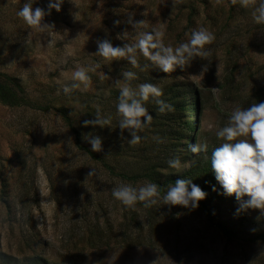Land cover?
I'll return each instance as SVG.
<instances>
[{
  "label": "rangeland",
  "instance_id": "obj_1",
  "mask_svg": "<svg viewBox=\"0 0 264 264\" xmlns=\"http://www.w3.org/2000/svg\"><path fill=\"white\" fill-rule=\"evenodd\" d=\"M229 1L65 0L59 12L52 9L44 18L54 25L52 31L40 33L17 15L25 0H0V72L15 77L31 99L10 105L0 98V264H24L34 253L57 261L73 255L84 264H264V242H229L198 209L164 205L162 200L161 225L152 242L123 244L125 208L112 196L122 182L107 180L100 171L88 175L91 163L74 149L72 132L57 108H65L80 124L83 97L77 93H87L85 100L105 99L117 80L125 83L124 71L137 73L138 79L153 68L142 54L139 67L126 59L106 60L97 54L98 41L123 47L142 31L161 29L164 42L176 47L203 27L216 36L206 46L210 55L195 58L183 70L194 81L202 104L199 130L194 131L197 142L208 143L209 150L219 146L223 141L216 133L227 125L232 110L258 102L255 92L264 85V25L253 19L254 3L245 8L236 0L231 11ZM32 3L47 11L48 0ZM190 5L196 15L189 30ZM129 19L145 20L148 26L135 29ZM77 66L95 71L89 72L87 87L65 95L62 85L72 82ZM3 181L16 211L13 220L2 198ZM139 212L144 220L145 213ZM245 213L251 231L264 230L261 210ZM96 227L106 242L99 248L86 236Z\"/></svg>",
  "mask_w": 264,
  "mask_h": 264
},
{
  "label": "trees",
  "instance_id": "obj_2",
  "mask_svg": "<svg viewBox=\"0 0 264 264\" xmlns=\"http://www.w3.org/2000/svg\"><path fill=\"white\" fill-rule=\"evenodd\" d=\"M231 11L235 8L236 0H230ZM188 29L192 28L196 15V7L190 5ZM231 16V14H230ZM182 37V35H180ZM183 42L182 39L180 41ZM133 82L136 87L141 83H152L162 89L165 99L174 108L166 114L157 112L158 106L151 100L146 103L150 113L153 115V122L139 134L144 136L141 143L130 145L131 134L129 130H122L119 127L121 119L117 112L119 88L111 87L108 97L96 101V97L91 96L85 100L87 93H77L80 103L83 104V115L80 124L63 107H57L62 120L72 132L74 149L87 156L91 163L89 170L93 168L106 174L107 180L115 178L121 182L137 185L138 183L154 182L161 186V193H165L169 185L174 184L178 179H191L193 183L200 186L208 193L205 200L200 202L198 210L204 216L209 226L229 242H236L240 245L250 246L258 242H264V230H250L245 223V211L237 212L239 203L235 196L223 195V189L215 179L211 169V151L207 154L192 153L189 149L191 144L197 142L194 131L199 130V120L202 113V104L195 90V83L184 70L177 69L171 73L160 72L158 68L151 67ZM24 87L13 76L6 72H0V98L10 105L29 103L30 97L24 94ZM258 102L264 101V85L255 92ZM40 108H48L46 105H37ZM43 106V107H42ZM99 109L102 114L112 118V125L84 126L85 120L96 118V111ZM91 134L100 136L103 139L104 150L94 152L91 145L83 137ZM162 141V142H160ZM179 155L182 162L190 161L187 169L177 172L168 166V159ZM213 185L217 191H213ZM6 181L2 183V198L10 215V220L16 216V211L12 210L6 195ZM161 203L146 208L143 203H138L135 209L124 206L125 221L122 226L123 238L121 242L127 246L152 242L154 236L159 233L160 214L163 210ZM139 210L145 213L142 220ZM172 217V214H168ZM142 230L146 235L141 234ZM89 243L94 248L105 245L104 233L98 227L94 228L86 235ZM149 238V241L148 238ZM29 240V239H27ZM2 252L0 251V254ZM6 260L8 255H4ZM3 262V259H2ZM24 264H84L75 256L70 255L67 260L57 261L45 257L39 253H34L26 259Z\"/></svg>",
  "mask_w": 264,
  "mask_h": 264
},
{
  "label": "clouds",
  "instance_id": "obj_3",
  "mask_svg": "<svg viewBox=\"0 0 264 264\" xmlns=\"http://www.w3.org/2000/svg\"><path fill=\"white\" fill-rule=\"evenodd\" d=\"M177 0H173L176 4ZM255 4L253 19L256 24L264 25V0H241L243 7ZM65 0H48L47 11L41 7H33L32 0H25L23 7L17 12L18 17L37 32H51L53 24L45 22V17L51 14V10H61ZM119 24L120 21H116ZM129 24L135 29L146 28L147 21H134L129 19ZM127 33H125V36ZM165 32L161 29L142 31L138 39L123 47L114 46L109 40L97 42V54L106 60L126 59L133 67H139L138 54H142L151 65L158 68L160 72L171 73L178 68L183 70L186 65H191L197 58H206L210 52L207 45L216 40L215 33L207 28H199L191 33L190 39L173 47L164 42ZM99 65H97L98 67ZM147 67V65H145ZM206 69V68H205ZM90 71L94 67L77 66L71 74V83L62 85L65 95H70L73 90L80 89L83 85L87 87L91 81ZM125 83L117 80L119 98L116 109L121 119L119 127L129 130L130 145L141 143L144 136L140 135L153 122V115L150 113L146 103L151 100L158 106L159 114H166L173 110L174 106L162 99L164 93L161 88L152 83H141L136 87L132 81L137 79V73L124 71L122 73ZM96 118L85 120L84 126H110L112 118L102 114L97 109ZM223 142L211 151V169L215 179L223 189L222 194L235 196L239 203L237 212L249 209H259L264 214V101L253 102L248 107L237 105L229 116L226 126L216 133ZM91 145L94 152H102L103 139L100 136L91 134L83 137ZM162 142V141H160ZM192 153L207 154L209 144L196 142L189 146ZM168 166L177 172L188 165L183 163L180 156L176 155L167 161ZM95 168L89 172V176L96 175ZM213 191H217L213 185ZM112 196L124 206L135 209L138 203H143L146 208L163 202L164 205H179L190 210L200 207V202L205 200L208 193L200 186L193 183L191 179H178L168 186L165 193H161V186L154 182H145L142 185L134 186L131 183L122 182L112 189Z\"/></svg>",
  "mask_w": 264,
  "mask_h": 264
}]
</instances>
